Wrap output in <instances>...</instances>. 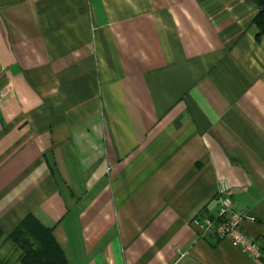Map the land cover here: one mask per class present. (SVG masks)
<instances>
[{
	"label": "crops",
	"instance_id": "0c3cea01",
	"mask_svg": "<svg viewBox=\"0 0 264 264\" xmlns=\"http://www.w3.org/2000/svg\"><path fill=\"white\" fill-rule=\"evenodd\" d=\"M251 0H0V264L32 215L67 264H264V36ZM225 180L255 258L204 234ZM2 259V260H1Z\"/></svg>",
	"mask_w": 264,
	"mask_h": 264
},
{
	"label": "trees",
	"instance_id": "16d2710c",
	"mask_svg": "<svg viewBox=\"0 0 264 264\" xmlns=\"http://www.w3.org/2000/svg\"><path fill=\"white\" fill-rule=\"evenodd\" d=\"M251 1L258 8L253 23L258 36H264V0ZM8 239L20 254L17 264H67L51 230L41 225L32 215H28L10 233Z\"/></svg>",
	"mask_w": 264,
	"mask_h": 264
},
{
	"label": "built area",
	"instance_id": "2783aa9c",
	"mask_svg": "<svg viewBox=\"0 0 264 264\" xmlns=\"http://www.w3.org/2000/svg\"><path fill=\"white\" fill-rule=\"evenodd\" d=\"M230 187L225 180L217 184L218 210L214 216L194 219L203 233L213 234L219 240H228L237 248L252 257L259 258L263 253L262 243L248 236L242 229V221H254V217L246 211L233 209L229 196Z\"/></svg>",
	"mask_w": 264,
	"mask_h": 264
},
{
	"label": "rangeland",
	"instance_id": "374dc122",
	"mask_svg": "<svg viewBox=\"0 0 264 264\" xmlns=\"http://www.w3.org/2000/svg\"><path fill=\"white\" fill-rule=\"evenodd\" d=\"M12 248L15 250V248L12 246ZM16 254H14V251H12V253H10V255L9 256H6V259H4V260H2V262L1 263H4V261L6 260V264H10L11 262H10V260L12 261L13 259H15L16 258ZM19 261V260H18Z\"/></svg>",
	"mask_w": 264,
	"mask_h": 264
}]
</instances>
